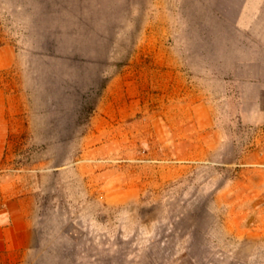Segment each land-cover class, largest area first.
Instances as JSON below:
<instances>
[{
	"label": "rangeland",
	"instance_id": "1",
	"mask_svg": "<svg viewBox=\"0 0 264 264\" xmlns=\"http://www.w3.org/2000/svg\"><path fill=\"white\" fill-rule=\"evenodd\" d=\"M13 264H264V0H0Z\"/></svg>",
	"mask_w": 264,
	"mask_h": 264
},
{
	"label": "crops",
	"instance_id": "2",
	"mask_svg": "<svg viewBox=\"0 0 264 264\" xmlns=\"http://www.w3.org/2000/svg\"><path fill=\"white\" fill-rule=\"evenodd\" d=\"M24 215L13 216L8 210L0 213V264L17 263L13 257H22L27 253L30 227Z\"/></svg>",
	"mask_w": 264,
	"mask_h": 264
}]
</instances>
